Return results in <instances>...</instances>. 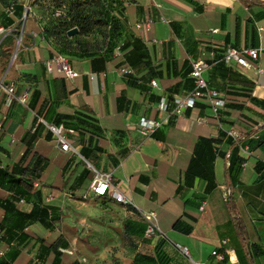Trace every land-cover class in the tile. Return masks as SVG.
<instances>
[{
    "label": "crops",
    "instance_id": "obj_1",
    "mask_svg": "<svg viewBox=\"0 0 264 264\" xmlns=\"http://www.w3.org/2000/svg\"><path fill=\"white\" fill-rule=\"evenodd\" d=\"M23 2L0 0V15L10 3L17 7ZM54 7L52 0H32V14L20 34V18L12 16L8 34L0 35V44L19 36L17 58L0 75L4 85L16 84L11 106L0 89V170L19 160L26 149L22 139L35 132L39 118L64 124L75 115L88 116L100 129L84 125L83 130L67 132L74 150L64 152L42 124L33 147L47 163L35 186L40 194L29 202L14 199L15 207L6 213L3 204L12 200L13 191L0 185V246L5 251L0 264H33L35 256L45 264H215L212 252L217 248L231 250L219 264H264V72H259L264 71V0H131L117 46L102 49L103 36L95 31L99 50L70 56V66L79 74L73 80L52 62L61 46L53 33H46L49 21L43 15ZM146 19L153 20L152 29L138 30L137 24ZM3 21L0 16L1 26ZM215 29L219 31L213 33ZM136 40L141 45L131 57L140 63L134 67L124 56ZM128 42L127 49H118ZM229 48L261 53L258 60L249 59L248 69L224 62ZM91 52L108 55L105 70L92 69ZM199 60L209 64L204 76L212 86L224 95L227 88L232 92L221 123L238 131L251 155L226 136L209 108L198 105L171 118L155 136L144 139L136 132L140 118L165 117L157 109L162 97L193 89L188 72ZM128 69L133 73L126 74ZM26 90L29 97L23 105L17 98ZM122 97L124 111L118 107ZM193 161L197 164L189 173ZM95 170L112 173L114 184L132 205L92 196ZM199 172H214L213 189L207 191V180ZM1 178L0 184L6 185ZM227 189L231 196L226 199ZM84 193H90L87 200L80 198ZM49 197L54 210L50 218L56 221L46 216L23 228L18 212L37 210ZM149 212L156 213L162 231L151 239L145 236ZM223 240H228L226 246ZM60 241L74 254L57 259L53 248ZM158 244L163 259L157 254Z\"/></svg>",
    "mask_w": 264,
    "mask_h": 264
},
{
    "label": "trees",
    "instance_id": "obj_2",
    "mask_svg": "<svg viewBox=\"0 0 264 264\" xmlns=\"http://www.w3.org/2000/svg\"><path fill=\"white\" fill-rule=\"evenodd\" d=\"M130 1L131 0H52V2L55 4L56 7L52 9L53 10L52 12L48 10L47 13H44L43 15V18L48 19L49 21L48 25L45 27V31L46 33H53V36L55 37L56 41L61 46L58 55L67 58L69 63H70V56L71 55L74 56L78 54L76 53L77 51L87 52V53H89L90 51H95L91 49V47H89L90 44L86 42V40H82L85 38L80 37L83 35L88 36L92 34V30H95L97 31V33L102 34L103 41L101 48L110 50L111 46H117L121 41L120 37H122V29L124 26L123 22L126 19L125 12L127 5L130 3ZM66 4H68V8ZM10 6H14L15 9L14 16H18L21 19L24 14L23 5L15 7L14 3L13 4L10 3L8 8ZM85 8L88 11V15L82 16L81 10ZM58 10H61L63 12L62 16H58L59 18L52 17V15H54L53 12ZM197 10L200 11L201 8H197ZM67 13L69 15H72V17L63 19V17L66 16ZM0 16H2L5 20L3 21L2 27L6 29H10L9 27L13 25V21L11 20L12 16H9L7 12L5 14H1ZM27 22L25 24V27L27 25ZM22 26L23 23L20 22L19 30L17 32L18 35L20 34V30ZM73 29H77L78 33L76 35L70 36L69 31ZM17 34H15L13 38L11 37L5 38L0 44V63L2 65L0 75L7 70L10 60L14 54L15 46H16L15 45L16 38L19 37ZM130 45L132 46L130 53H126L124 57L126 58V60L130 65L136 67L140 62H136L137 60L131 56L137 49H139L141 42L139 40H136ZM128 47H129V42L121 44L120 46H118V49L123 51ZM89 56L91 57L92 69L94 71L96 72L103 71L107 68L108 55L106 54L97 55L96 53L94 54L93 52H91ZM142 57L143 56L141 55L140 59ZM191 70L192 67L188 72L189 75L191 73ZM190 79L192 80L191 77ZM245 83L248 87L250 88L252 87V83H250L249 81L246 80ZM229 93L231 94L232 92H230V90L227 88L225 99H227V95ZM173 96L174 95L169 96V99L171 100ZM245 96L250 97V94L245 93ZM124 102H126L125 97H122L118 100L119 103L118 107L120 111H124L127 108L125 106H121V103L124 104ZM197 105L202 106L205 109L208 108L205 104L202 103H198ZM232 107L237 108L240 106L232 105ZM71 120L72 122H67L64 124L62 123V124H50V125H55V126L62 125L64 126L66 132H75L78 130H83L84 125H86L87 128L89 127V125H91V128L93 130L100 129V126L96 124V121L93 120L92 122V119L88 116L84 118L79 115H75ZM43 129L44 128L42 124H39L34 133H27L22 139L23 144L26 146V149L22 153V156L12 166H7L5 169L0 170V177H2L1 181L2 182L6 181L7 183L6 185L3 183L0 185L2 187H5L13 191L12 200L7 199L6 201H4L3 204L6 213H11V210L15 207V204L13 202L14 199L17 200L18 202H27V201L29 202L32 200L35 194L39 193V191L35 190V183L40 181L42 174L47 166V163H46V159L43 156L33 151V147L37 139L41 137V133H42L41 131ZM155 134L153 136H155ZM92 141H93V137L91 136L90 144L92 143ZM243 143L245 144L244 141ZM83 155L86 159L88 160L91 159L88 153L84 152ZM196 164L197 161L196 162L193 161L190 164L188 170L189 173L193 171V168L195 167ZM232 170H233V165L230 162L229 171L231 172ZM199 173H201L202 177L207 180L208 183L207 191L213 189L215 187L214 172L212 173L199 172ZM53 211L54 210L50 205L46 204L43 201L39 202V205L37 206V210H33L32 212L29 213L18 212V215L22 217L21 226L23 228L29 226L32 221L38 219L44 221L46 216L52 222H55L56 219L50 218V213H54ZM178 227H179V222H177L175 225V228ZM1 240H3V233L0 231V241ZM61 242L62 241L57 243V245H55V247L53 248L56 255L55 257L57 259L63 257L64 255L60 251V249L67 246L65 244L61 246ZM157 254L161 259H163V255L161 254V250H160V244L157 245ZM34 258H38L41 264H45L43 258L39 256H35Z\"/></svg>",
    "mask_w": 264,
    "mask_h": 264
},
{
    "label": "built area",
    "instance_id": "obj_3",
    "mask_svg": "<svg viewBox=\"0 0 264 264\" xmlns=\"http://www.w3.org/2000/svg\"><path fill=\"white\" fill-rule=\"evenodd\" d=\"M24 14L20 19V22L23 23L22 29L24 28L28 16L32 14V0H24L23 2ZM7 14L9 16L15 15L14 6H10L7 8ZM63 12L61 10L56 11V15L62 16ZM153 20L146 19L144 22L137 24V29L140 31L149 32L152 29ZM9 29H6L0 26V35H7ZM219 30H213V33H217ZM22 33V32H21ZM21 40V36H20ZM261 53V49H245V48H229L225 53L223 60L226 64H231L236 62L239 66L245 68H251V62L249 59L258 60ZM17 58V53H14L11 60L10 65L14 63ZM52 62L57 63L61 71L64 74V77L68 80H73L79 76L77 72H75L68 61L67 58L57 55ZM48 63L49 68L51 67V63ZM209 67L204 61H195L192 63V70L190 73V77L193 80V89L185 94V95H174L170 100L168 97H162L158 104L157 109L160 113L165 115L163 119L154 120V119H145L140 118L135 122V130L136 132L144 139L152 137L158 130L162 128L164 124H167L171 118L178 117L183 115L187 110L193 109L196 107L198 103L205 104L209 110L213 113L215 119H217L218 123L221 126V129L224 131L228 138H231L236 146L242 152L251 155L252 152L250 147L243 143V137L238 133V131L231 126L230 128H224L221 123V111L226 107L227 101L225 99V95L216 87L210 85L207 79L204 76L205 70ZM126 74H132L133 71L128 69L125 71ZM260 73L264 71L259 69ZM0 89L5 91V103L8 106H11L14 99L16 98V84L15 82H10L7 85H4L3 81H0ZM29 97V90H26L21 96L17 99L19 103L26 105ZM39 124H45L49 131L53 134L56 141V146L58 149L64 152L73 151L74 148L70 144L67 136V132L64 126H55L48 124L42 118L37 120ZM2 124H0V128ZM231 155H228V159H230ZM228 165L230 166V161H228ZM246 163H242V167H245ZM38 183H35L37 186ZM90 193L94 197H106L110 196L115 201L122 203L124 205H132V201L128 199L118 188L117 185L113 182V174L107 173L102 174L95 170V177L92 181L90 187ZM90 193H84L80 196L82 200H87L90 196ZM231 196V190L227 189L224 193V198H229ZM52 197L47 198V202L51 201ZM145 219L147 221V229L145 232V236L148 239L154 238L155 236L162 235V231L160 230L157 223V216L155 212H149L145 214ZM228 244V240H223L222 245L226 246ZM60 251L65 254H74V251H70L68 249L61 248ZM182 251L185 254H188L187 248H182ZM231 253V250L226 248L224 251L220 249H214L212 252V257L214 258L215 264H219L226 260V256ZM5 251L0 246V257L4 256ZM33 264H41L38 258L32 259ZM85 261V259H83ZM195 264H206L204 262H194Z\"/></svg>",
    "mask_w": 264,
    "mask_h": 264
},
{
    "label": "rangeland",
    "instance_id": "obj_4",
    "mask_svg": "<svg viewBox=\"0 0 264 264\" xmlns=\"http://www.w3.org/2000/svg\"><path fill=\"white\" fill-rule=\"evenodd\" d=\"M66 5H67V8H68V4H66ZM67 10H68V9H67ZM50 11L52 12L53 10L50 9ZM53 13H54V15H52V17H54V18H59L58 15H56V11L53 12ZM71 13H72V12H71ZM81 13H82V16H87V15H88V11H87L86 8L83 9V10H81ZM69 17H72V15H69V14L67 13V15L63 17V19H67V18H69ZM82 40H86V42H88V43L90 44L89 47H91V49H93V50H95V51L98 50L100 44H99L98 38L96 37L95 30H92V35H91L88 39H82ZM45 203H46V204H51L52 201H49V202L46 201ZM59 226H62V225L59 224Z\"/></svg>",
    "mask_w": 264,
    "mask_h": 264
},
{
    "label": "water",
    "instance_id": "obj_5",
    "mask_svg": "<svg viewBox=\"0 0 264 264\" xmlns=\"http://www.w3.org/2000/svg\"><path fill=\"white\" fill-rule=\"evenodd\" d=\"M77 33H78L77 29H73V30L69 31L70 36L76 35Z\"/></svg>",
    "mask_w": 264,
    "mask_h": 264
}]
</instances>
